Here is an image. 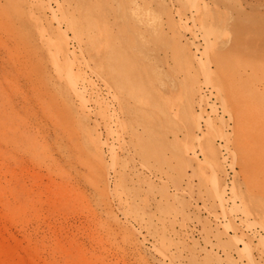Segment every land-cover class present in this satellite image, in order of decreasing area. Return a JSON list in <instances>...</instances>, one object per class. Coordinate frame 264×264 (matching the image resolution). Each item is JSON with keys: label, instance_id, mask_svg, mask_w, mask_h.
Instances as JSON below:
<instances>
[{"label": "rangeland", "instance_id": "374dc122", "mask_svg": "<svg viewBox=\"0 0 264 264\" xmlns=\"http://www.w3.org/2000/svg\"><path fill=\"white\" fill-rule=\"evenodd\" d=\"M0 264H264V0H0Z\"/></svg>", "mask_w": 264, "mask_h": 264}, {"label": "bare ground", "instance_id": "6f19581e", "mask_svg": "<svg viewBox=\"0 0 264 264\" xmlns=\"http://www.w3.org/2000/svg\"><path fill=\"white\" fill-rule=\"evenodd\" d=\"M72 85H75V83H74V84L72 83ZM75 87H76V85H75ZM78 91H79V90H78ZM79 92H80V91H79ZM80 93H81V92H80ZM213 182H214V180H213Z\"/></svg>", "mask_w": 264, "mask_h": 264}]
</instances>
